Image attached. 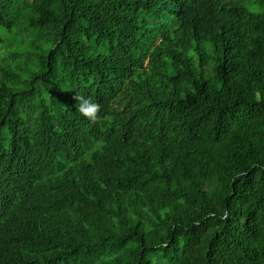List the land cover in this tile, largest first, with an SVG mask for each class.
Segmentation results:
<instances>
[{
  "label": "trees",
  "instance_id": "obj_1",
  "mask_svg": "<svg viewBox=\"0 0 264 264\" xmlns=\"http://www.w3.org/2000/svg\"><path fill=\"white\" fill-rule=\"evenodd\" d=\"M0 264H264V0H0Z\"/></svg>",
  "mask_w": 264,
  "mask_h": 264
},
{
  "label": "clouds",
  "instance_id": "obj_2",
  "mask_svg": "<svg viewBox=\"0 0 264 264\" xmlns=\"http://www.w3.org/2000/svg\"><path fill=\"white\" fill-rule=\"evenodd\" d=\"M74 99L77 101L76 110L85 118L90 121L97 119V112L99 105L94 102L90 97L76 95Z\"/></svg>",
  "mask_w": 264,
  "mask_h": 264
}]
</instances>
